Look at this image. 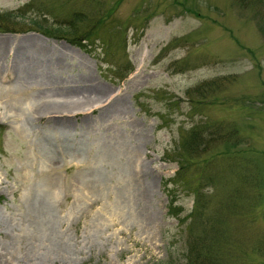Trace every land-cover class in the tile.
<instances>
[{"label":"rangeland","instance_id":"374dc122","mask_svg":"<svg viewBox=\"0 0 264 264\" xmlns=\"http://www.w3.org/2000/svg\"><path fill=\"white\" fill-rule=\"evenodd\" d=\"M74 17L87 40L33 29ZM1 48L0 264H168L202 188L238 261L264 264V0H0ZM34 61L53 85L18 77ZM48 103L77 105L29 121ZM194 129L212 183L194 185ZM105 142L145 166L133 207L114 185L129 159ZM42 197L53 233L34 225Z\"/></svg>","mask_w":264,"mask_h":264},{"label":"trees","instance_id":"16d2710c","mask_svg":"<svg viewBox=\"0 0 264 264\" xmlns=\"http://www.w3.org/2000/svg\"><path fill=\"white\" fill-rule=\"evenodd\" d=\"M80 16L85 18V15L83 14H80ZM80 18L81 17H74L72 21L60 24L59 28L55 29H50L46 25H39L36 22L33 29L48 35L53 34L58 37L72 36L70 39L71 41H75L76 38L87 40L90 34L86 33L85 30L79 31L80 27L74 23V21H79ZM60 28L65 29V31L61 32L59 30ZM196 135L197 130L194 129L192 130L191 136L189 135L187 141H184V149H186L187 153L192 156V158L189 157L192 160L189 162L193 163L196 166L195 168H197L195 169L196 173L194 179L196 181H194V185L204 184V179L207 182L212 183V181H215L214 179L209 177L210 181L203 175V170L208 163L204 167L202 166L204 158L202 159L200 147L203 146V142L197 144L198 141L194 137ZM204 150L206 151L205 148H203L202 151ZM202 189H198L200 192L196 190L195 206L193 210L195 216L186 226L187 236L183 251L176 255V258H172L168 261V264H244L243 262L238 261V254H235L232 250L230 246L231 243H227L230 238H227L226 230L224 228V224L227 221L225 216L221 215L220 210L215 211L214 213L211 212V214L207 213V205L204 200L205 193ZM228 197L229 201H231L234 196L230 195ZM200 200H202V202ZM169 211L170 214H175V208H173L172 205L170 206ZM191 217L192 215H190V218Z\"/></svg>","mask_w":264,"mask_h":264},{"label":"bare ground","instance_id":"6f19581e","mask_svg":"<svg viewBox=\"0 0 264 264\" xmlns=\"http://www.w3.org/2000/svg\"><path fill=\"white\" fill-rule=\"evenodd\" d=\"M27 47V46H26ZM18 48V47H17ZM20 48H22L20 46ZM20 48L18 50H15V54H17L20 50ZM1 52L0 54H3V52L5 53V50L3 48L0 49ZM38 56V54H36ZM31 58H33L31 60V62L35 59L36 60V56L35 54L31 55ZM36 61H34L33 67L29 68L28 70H23L21 73H19L18 77L20 79H23L24 81L30 79H34V78H40L43 83L47 86H51L53 85L52 82V76H50L49 72L47 71V69H44V71H37L36 67L39 65L35 64ZM13 66H10V68ZM9 70V69H8ZM7 71V69H3L0 68V76L2 75L3 72ZM60 96L61 97H70V96H74L73 92H69L68 89H62L60 91ZM107 95V94H106ZM86 96V95H85ZM89 101H86V104L89 105L92 102H99L103 99L102 95H98V94H93L88 95L87 96ZM107 99V97H106ZM93 100V101H92ZM68 104V103H66ZM69 104H73L72 106H68V105H57V103H48V104H44L42 106L36 107L34 109V112H38L39 115H30L29 121L32 122L31 118H36V119H41V118H45V117H51L48 116L52 113V111L55 110V113H62L64 112V110H68V109H74L75 106L77 105L76 103H69ZM86 105V106H87ZM114 105V103L112 104L111 102H107L104 106H107L105 109L108 108H112ZM101 108V107H100ZM114 109V108H113ZM74 110H70L69 113L73 112ZM48 121V120H47ZM27 125H31L29 122H27ZM52 125H48V127H50ZM63 139L65 140L66 138L63 137ZM62 140V139H61ZM45 144V143H44ZM54 144V142H53ZM61 144V143H60ZM59 143L55 144L56 146H60L61 150L63 149H72L70 146H62ZM101 149H106L109 153H111L113 156L118 155L119 153H122V155H125L129 160L126 161V163L124 164V174L125 177H123L122 180L114 182L115 185V190H116V198L118 199V201H121L120 203L123 204H127L130 207H133V205L136 202L137 205V198L138 195L141 194V196L144 194L140 188H141V178L143 176L144 173V164H135L136 160L135 158L137 157V149H134L133 151L130 150L129 148L123 146V144H121L122 148H116V146H114L111 143H107L105 142L99 145ZM40 148H42L41 152H43L45 154V149L43 147V144H40ZM76 150H72L73 152H79L81 151L83 148L80 145L79 147H75ZM53 149L56 150V148L53 146ZM51 151V150H50ZM58 152V150H56ZM71 150H69L67 153H70ZM59 154V153H58ZM131 158H134L133 160H131ZM131 160V162H130ZM104 188H108L109 186H105V183H103ZM45 199L42 197L37 203H35L32 207H35L34 209V213H35V221H34V225L37 226L38 229L46 230L48 232L53 233L54 230V219H55V215L54 212L48 208L45 207ZM45 228V229H44ZM60 250V246L57 245L56 251ZM11 257V256H10ZM26 258V257H24ZM11 259L13 260V258L11 257ZM17 260V259H16ZM15 259L13 261H16Z\"/></svg>","mask_w":264,"mask_h":264}]
</instances>
